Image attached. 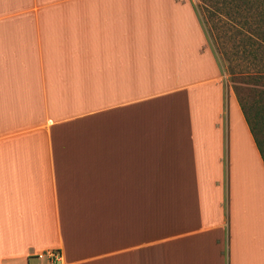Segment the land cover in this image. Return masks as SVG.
Wrapping results in <instances>:
<instances>
[{
	"label": "crops",
	"instance_id": "1",
	"mask_svg": "<svg viewBox=\"0 0 264 264\" xmlns=\"http://www.w3.org/2000/svg\"><path fill=\"white\" fill-rule=\"evenodd\" d=\"M50 249L264 264V162L193 0H0V264Z\"/></svg>",
	"mask_w": 264,
	"mask_h": 264
},
{
	"label": "trees",
	"instance_id": "2",
	"mask_svg": "<svg viewBox=\"0 0 264 264\" xmlns=\"http://www.w3.org/2000/svg\"><path fill=\"white\" fill-rule=\"evenodd\" d=\"M209 1L220 3L222 11L228 7L229 10L223 12L225 17H230L229 19L237 24L235 29L227 27L225 31L234 29V34H228L231 40L236 41L232 42L233 51L236 53L239 51V47H242L241 53L245 54L244 57L248 61L247 65L254 70L253 73L247 72V82H264V0ZM205 32L211 43V34L207 30ZM240 34L244 38L236 39V36ZM211 45L214 48L212 43ZM245 68L249 70L247 66ZM253 91L254 98L251 102H246L239 96L237 99L264 162V89Z\"/></svg>",
	"mask_w": 264,
	"mask_h": 264
},
{
	"label": "rangeland",
	"instance_id": "3",
	"mask_svg": "<svg viewBox=\"0 0 264 264\" xmlns=\"http://www.w3.org/2000/svg\"><path fill=\"white\" fill-rule=\"evenodd\" d=\"M200 15L202 24L209 32L211 37V43L214 49L217 50V55L220 63L224 69L225 77L228 84L231 86L236 97L242 98L246 102H251L254 98V91L256 89H264V82H247V72L253 73L254 70L249 68L248 61L244 57L242 47H239V51L234 53L233 43L235 40H231L228 34L233 33L237 24L232 22L229 18L225 17L224 11H228L229 8L221 10V5L218 2L209 0H193ZM227 27L234 28L225 31ZM228 32V33H227ZM243 35L236 36V39L241 38ZM210 43V44H211ZM246 48V47H245ZM215 50V51H216ZM233 52V53H232ZM247 62V63H246ZM249 68L247 70L245 67ZM264 104V101H263ZM31 264H40L38 260H32Z\"/></svg>",
	"mask_w": 264,
	"mask_h": 264
},
{
	"label": "built area",
	"instance_id": "4",
	"mask_svg": "<svg viewBox=\"0 0 264 264\" xmlns=\"http://www.w3.org/2000/svg\"><path fill=\"white\" fill-rule=\"evenodd\" d=\"M35 257L40 261V264H63L62 254L59 250H44L37 252Z\"/></svg>",
	"mask_w": 264,
	"mask_h": 264
}]
</instances>
